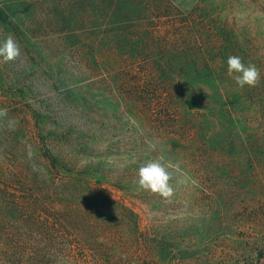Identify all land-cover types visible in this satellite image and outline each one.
Segmentation results:
<instances>
[{
    "label": "rangeland",
    "instance_id": "rangeland-1",
    "mask_svg": "<svg viewBox=\"0 0 264 264\" xmlns=\"http://www.w3.org/2000/svg\"><path fill=\"white\" fill-rule=\"evenodd\" d=\"M0 9L10 16L0 42L12 35L21 48L0 62V264L13 251L22 264L28 216L40 226L63 206L30 194L33 174L42 193L72 174L96 189L79 208L99 239L59 235L51 264H264V0H0ZM229 55L257 65L258 86H236ZM164 72L181 82L173 106L125 83ZM40 136L71 173L51 170ZM153 160L171 174V198L138 188V169Z\"/></svg>",
    "mask_w": 264,
    "mask_h": 264
},
{
    "label": "trees",
    "instance_id": "trees-1",
    "mask_svg": "<svg viewBox=\"0 0 264 264\" xmlns=\"http://www.w3.org/2000/svg\"><path fill=\"white\" fill-rule=\"evenodd\" d=\"M9 19L10 16L0 9V21L7 22ZM76 44L78 45L77 50L80 51L83 48L88 50L90 54L95 49V44L93 42L84 43L82 41H76ZM154 65L160 67L161 62L156 61L154 62ZM125 83L126 85H130V87L140 89L137 95L144 101H150L151 95L155 96V98L158 97L159 99L161 96H163L164 99L167 100L171 106H173L175 101L177 102L178 100L177 89H180L179 85L181 82L179 76L164 72L153 73V75L151 74L145 78H137ZM139 86H141L143 90L144 88L148 87V89L152 91V94L141 91L142 88ZM187 103L188 107H190L191 102L188 100ZM43 140L44 138L40 136L39 141L43 144L41 146V157L48 163L51 170L56 171L57 175H59L58 173L60 171L71 173L70 170L63 169L65 166L60 169L59 158L43 143ZM257 161L262 162L263 158H259ZM32 177L34 178V182L32 183L31 189L29 190L31 195H44V198H46V203L44 204L48 206L47 209H50L49 204H51L55 198H59L63 206L61 207L59 213L50 216L47 215L44 218V221L38 224L40 226L36 225V227H33L35 224V219L31 216L27 217L28 230L25 239L26 246L20 251L23 258L22 264H51L48 258H51L52 250L59 240V235H62L63 233L65 236H75L79 242H83L85 237H89L92 241L99 239L100 234L97 230V225L95 227L94 234H88L86 231L87 223L91 221V218L87 217L88 214L84 212L82 208H79L83 206V199L86 195L95 194L93 191L96 189L93 188V183H87L85 182L86 180H83L74 174H72V176L65 175V177H68L69 180L64 178L58 183L51 182L47 186L48 190L46 193H42L41 189L38 188L37 183L35 182V179H38V175L33 174ZM37 190H39V192ZM75 190H82L84 193L80 196L72 194ZM99 195H102L108 200V196L104 193H99ZM34 203H39V201L29 203V205L36 207V204ZM75 203L78 205V207L74 210L73 204ZM28 210H31V208ZM122 210L129 211L127 208ZM130 215L133 214L130 213ZM101 216L102 218L100 221H107L109 217L111 220H118V217L115 215L108 216L106 214H101ZM54 227H56L55 231L52 229ZM17 253L18 252L13 251V255L8 258L11 261L10 264H17Z\"/></svg>",
    "mask_w": 264,
    "mask_h": 264
},
{
    "label": "clouds",
    "instance_id": "clouds-1",
    "mask_svg": "<svg viewBox=\"0 0 264 264\" xmlns=\"http://www.w3.org/2000/svg\"><path fill=\"white\" fill-rule=\"evenodd\" d=\"M21 53L19 43L12 35H8L0 42V62L8 63L16 60ZM227 75L240 89L258 86L261 80V71L253 63H245L238 55H229L227 58ZM172 177L168 168L158 160L149 161L138 169V188L162 198H171L173 187Z\"/></svg>",
    "mask_w": 264,
    "mask_h": 264
}]
</instances>
